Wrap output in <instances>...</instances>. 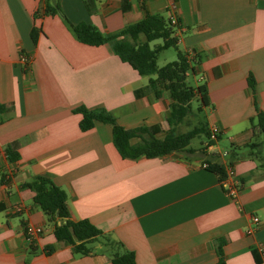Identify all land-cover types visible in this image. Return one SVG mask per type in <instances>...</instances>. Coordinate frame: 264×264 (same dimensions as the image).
Returning <instances> with one entry per match:
<instances>
[{"label": "crops", "instance_id": "obj_1", "mask_svg": "<svg viewBox=\"0 0 264 264\" xmlns=\"http://www.w3.org/2000/svg\"><path fill=\"white\" fill-rule=\"evenodd\" d=\"M176 1L184 29L178 48L199 56L193 77L196 86L207 87L210 105L203 112L208 126L220 131L216 145L227 156L190 145L196 153L127 159L114 145L110 124L81 130L83 116L74 110L85 106L106 109L125 129L158 128L160 139L169 132V94L156 98L146 89L156 75L141 76L109 44L81 43L65 20L114 33L147 13L168 19L166 0H58L61 14L38 19L41 0H0V264H112V255L124 250L135 253L137 264H216L220 244L227 264H258L264 0ZM34 27L40 29L36 43ZM22 54L30 57L27 67ZM7 149L20 159L10 162ZM208 162L226 173L233 167L241 182L237 200ZM36 177L66 192L74 221L89 220L115 244L100 239L81 256L59 242L55 222L24 187ZM253 217L261 223L248 234ZM27 224L43 233L31 241Z\"/></svg>", "mask_w": 264, "mask_h": 264}, {"label": "trees", "instance_id": "obj_2", "mask_svg": "<svg viewBox=\"0 0 264 264\" xmlns=\"http://www.w3.org/2000/svg\"><path fill=\"white\" fill-rule=\"evenodd\" d=\"M41 3L40 9L35 14L36 19L61 14L58 0H41ZM65 20L81 43L90 46L109 44L113 52L123 62L131 65L141 76L156 75V78L150 79L146 89L152 91L156 98H161L163 93L167 92L171 99V116L167 121L170 130L163 139L156 137L155 131L158 128L151 130L147 127L125 129L104 108L88 109L85 106L76 108L74 111L83 116L80 123L81 130L88 131L94 128L97 122L110 124L113 129L114 145L121 156L127 159L154 158L171 153L194 154L196 150L192 149L190 145L193 139L198 136H204L209 143H213L210 140L212 132L206 117L201 125L187 132H179L178 127L185 122L189 115L194 113V102H198L199 111L203 112V108L209 106L210 101L206 85L194 87L188 83V78L196 75L199 56L194 55L190 58L188 53L179 50V39L175 36L176 31L168 19L162 15L147 13L139 22L129 24L120 31L108 34L102 33L87 22L74 25L67 19ZM39 31L40 29L36 27L32 29L34 43L37 42ZM157 40H162V44L152 48L151 43ZM169 48L177 50V60L160 68L157 63L158 55ZM249 84L255 93L256 81L250 78ZM3 111H5V106L0 105V113ZM258 125L261 130H264V112L258 114ZM135 138H140V141L134 144L132 140ZM219 138L220 135L217 136V139ZM203 150L205 151L206 147ZM6 154L10 162L20 159V155L10 149L6 150ZM207 164V169L216 173L221 181L227 178L226 170L222 165L210 162ZM262 166L264 167V161ZM24 187L35 193L34 202L40 206L49 220L55 222L56 239L71 245L75 254L89 255L92 252V244L100 239L107 240L108 246L115 244L89 220L74 221L72 219L66 192L51 179L36 177L26 183ZM60 222L63 224L60 225ZM51 251L52 249L48 250V252ZM217 254L218 262L216 264H227L221 244L217 248ZM254 254L257 262L260 263V255L257 251ZM112 264H137L136 255L130 250H124L122 253L116 252L112 255Z\"/></svg>", "mask_w": 264, "mask_h": 264}, {"label": "built area", "instance_id": "obj_3", "mask_svg": "<svg viewBox=\"0 0 264 264\" xmlns=\"http://www.w3.org/2000/svg\"><path fill=\"white\" fill-rule=\"evenodd\" d=\"M142 3H145L147 0H139ZM168 2L167 6V12L169 14L168 20L170 25L175 29L176 33L175 36L179 37L181 36L183 29L182 21L178 14V5L176 0H166ZM20 62L24 66H28L30 63V57H28L25 54H22L20 57ZM211 141L213 143H209L207 141L206 143V150L210 154H221L224 156L228 155L227 151H221L219 147L216 145L218 142L217 136L220 135V131L215 128H211ZM205 167H208V164L205 165ZM222 184L224 188L226 189L227 193L234 199L237 200L239 195V190L241 186V182L236 178L235 171L232 166H228L227 168V178L222 181ZM22 209L20 207L16 208V212H21ZM260 219L258 217L252 218V225L248 228L247 232L248 234H254L258 227L260 226ZM43 233V229L41 227L35 226L33 224H27L25 226V234L29 237L31 241L36 239L38 236H40ZM258 253L261 257V261L258 264H264V243H261L257 247Z\"/></svg>", "mask_w": 264, "mask_h": 264}, {"label": "rangeland", "instance_id": "obj_4", "mask_svg": "<svg viewBox=\"0 0 264 264\" xmlns=\"http://www.w3.org/2000/svg\"><path fill=\"white\" fill-rule=\"evenodd\" d=\"M162 40H157L151 43L152 48H155L158 44H162ZM177 60V51L174 48L168 49L166 51H163L162 53L159 54L158 56V66L164 67L167 65L169 62ZM188 83L191 86H196V81L194 80V77H190L188 79ZM194 107V113L189 115L185 122L178 127L179 132H187L189 130H192L193 128L201 125V123L204 122L205 118V113L199 111V104L197 101L194 102L193 104ZM207 143V139L204 136H198L193 141L191 142V146L195 148H205ZM263 156H264V151H263Z\"/></svg>", "mask_w": 264, "mask_h": 264}, {"label": "water", "instance_id": "obj_5", "mask_svg": "<svg viewBox=\"0 0 264 264\" xmlns=\"http://www.w3.org/2000/svg\"><path fill=\"white\" fill-rule=\"evenodd\" d=\"M63 223L62 222H60V225H62Z\"/></svg>", "mask_w": 264, "mask_h": 264}]
</instances>
